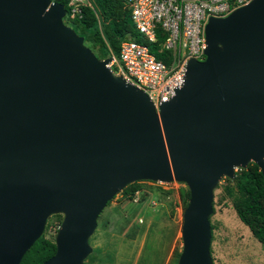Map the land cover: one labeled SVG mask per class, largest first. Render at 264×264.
Masks as SVG:
<instances>
[{"label":"water","instance_id":"1","mask_svg":"<svg viewBox=\"0 0 264 264\" xmlns=\"http://www.w3.org/2000/svg\"><path fill=\"white\" fill-rule=\"evenodd\" d=\"M50 0H0V264H19L62 214L42 264H82L112 196L184 183L177 264H210V190L253 163L264 178V0L204 26L202 61L158 113L61 22Z\"/></svg>","mask_w":264,"mask_h":264},{"label":"rangeland","instance_id":"2","mask_svg":"<svg viewBox=\"0 0 264 264\" xmlns=\"http://www.w3.org/2000/svg\"><path fill=\"white\" fill-rule=\"evenodd\" d=\"M83 6L94 10L99 26L97 30L101 33L96 2L83 0ZM79 17L65 11L61 22L77 37L88 42L92 30L78 32L71 25ZM101 36L105 39L103 32ZM134 37L137 40L136 33ZM86 42L83 41V45ZM89 47L86 48L99 61L107 59L111 50L107 42L105 47ZM237 170L234 169V174ZM233 179L221 176L210 190L209 263L264 264V246L237 219L232 209V198L225 192L226 186L233 185ZM135 183L139 184L137 192L131 197L124 196V187L112 196L97 215L95 227L87 239L90 252L82 259V264H177L182 251L180 231L188 204L184 196L188 192L187 186L179 182L164 184L150 180ZM61 220L62 214L50 215L41 236L54 242Z\"/></svg>","mask_w":264,"mask_h":264},{"label":"built area","instance_id":"3","mask_svg":"<svg viewBox=\"0 0 264 264\" xmlns=\"http://www.w3.org/2000/svg\"><path fill=\"white\" fill-rule=\"evenodd\" d=\"M251 0H122L137 34L108 52L106 69L142 91L156 113L183 83L188 60L202 61L204 26L210 18H225ZM83 0H69L70 13L80 15ZM77 13H73L76 12ZM157 33L162 42L154 50ZM165 53L168 63L156 59Z\"/></svg>","mask_w":264,"mask_h":264},{"label":"trees","instance_id":"4","mask_svg":"<svg viewBox=\"0 0 264 264\" xmlns=\"http://www.w3.org/2000/svg\"><path fill=\"white\" fill-rule=\"evenodd\" d=\"M50 1L61 4L66 13L69 11L68 0ZM93 1L96 2L99 11L100 25L105 39L101 36L102 32L97 30L99 26L95 12L89 7H81L79 19L72 21L71 25L74 26V31L78 29V32L92 30L89 41L86 42L83 39L86 47H91V45L105 47V42H107L110 45V52L115 54L122 40L135 38L127 11L122 0ZM156 35L153 50L162 42V34L157 33ZM155 56L157 60L168 63L165 53L155 54ZM138 189L139 184L132 183L127 185L122 193L124 196L131 197ZM225 192L232 198V209L237 219L248 229L251 236L264 246V178L258 168L253 163H249L245 169L237 170L234 174L233 185L226 186ZM184 196L188 200V192H185ZM54 251L53 241L40 236L26 251L19 264H42L54 254Z\"/></svg>","mask_w":264,"mask_h":264},{"label":"clouds","instance_id":"5","mask_svg":"<svg viewBox=\"0 0 264 264\" xmlns=\"http://www.w3.org/2000/svg\"><path fill=\"white\" fill-rule=\"evenodd\" d=\"M69 1V0H68Z\"/></svg>","mask_w":264,"mask_h":264}]
</instances>
